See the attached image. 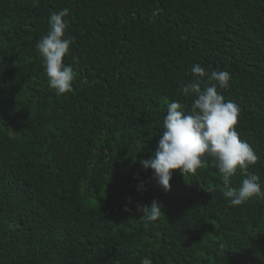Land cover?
Listing matches in <instances>:
<instances>
[{"label": "trees", "instance_id": "obj_1", "mask_svg": "<svg viewBox=\"0 0 264 264\" xmlns=\"http://www.w3.org/2000/svg\"><path fill=\"white\" fill-rule=\"evenodd\" d=\"M63 8L75 79L56 95L36 43ZM194 64L230 73L217 91L264 187V0H0V264H264V197L231 206L210 163L165 191L139 163Z\"/></svg>", "mask_w": 264, "mask_h": 264}, {"label": "clouds", "instance_id": "obj_2", "mask_svg": "<svg viewBox=\"0 0 264 264\" xmlns=\"http://www.w3.org/2000/svg\"><path fill=\"white\" fill-rule=\"evenodd\" d=\"M35 3L36 0L34 6ZM69 12L68 8L51 11L48 30L36 43L48 85L56 95L72 92L75 79L73 67L63 63L70 46L74 44V38L66 35L69 25L65 17L69 16ZM190 74L192 81L180 89L184 97L191 98L190 105L175 100L167 105L155 152L148 159L139 161L142 169H151L152 178L169 191L173 170L179 169L185 175L195 173L198 168L210 163L222 178V196L231 206H239L253 196L264 197L259 176L247 172L259 157L236 130L239 106L231 100L226 101L217 91L230 86V73L209 71L200 64H194ZM237 169L242 176L238 189L230 186ZM143 188L141 183L137 190ZM161 209V203L155 199L150 205L138 209L145 228L163 214ZM124 210L130 211L127 207ZM141 264H152V260L144 257Z\"/></svg>", "mask_w": 264, "mask_h": 264}]
</instances>
